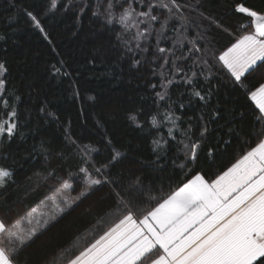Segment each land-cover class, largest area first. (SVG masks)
Masks as SVG:
<instances>
[{
    "label": "snow or ice",
    "instance_id": "obj_1",
    "mask_svg": "<svg viewBox=\"0 0 264 264\" xmlns=\"http://www.w3.org/2000/svg\"><path fill=\"white\" fill-rule=\"evenodd\" d=\"M57 7V0H51L47 11ZM232 11L248 20L235 33L228 30L234 42L217 54L211 30L226 29L205 12L202 0H97L92 16L101 23L102 31L114 36L116 47L121 49L119 58L129 59L136 69L151 64L154 74L157 67L160 69L159 87L163 91L155 92L154 101L158 107L174 84L190 88L194 98L207 104L211 89L200 90L199 77L210 82L213 69L226 71L231 82L244 90L250 107L254 106L255 123L252 131L245 134L251 137L245 140L247 150L223 170L211 175L197 171L164 193L162 187L155 192L151 186L146 188L142 177L126 180L122 174L114 176L112 169L119 162V152L114 151L107 163L97 165L92 152L99 149H89L80 156L78 192L74 182H70L71 173L65 178L58 176L55 169L37 170L34 174L44 183L54 179L56 186L37 206L15 216L10 215L9 205V189L16 184L14 174L0 167V264H27L21 261V254L36 238L81 201L105 189L100 197L104 206L93 230L74 239L53 257L52 264H264V71L260 72L261 82L251 86L246 83L248 76L264 69V9L237 3ZM22 12L51 43L39 14L26 7ZM169 42L171 46H167ZM62 66L63 62L61 67L53 65L52 74L68 75ZM6 71L5 64L0 63V77ZM151 87L156 89L157 84ZM5 93V80L0 79V104L8 109L10 102ZM179 108L183 110L184 104L180 103ZM40 112L58 119L44 107ZM159 115L150 114L149 123L157 130L166 127L169 139L161 135L159 140H153L157 161L162 163L160 155L169 140H176L174 133L180 131L188 142L180 141L183 162L177 166L191 172L209 131L207 125L202 127L199 138L192 140L191 127L181 128V117L172 105H168L161 119ZM218 115L213 112L211 118ZM129 119L138 128L143 127L137 114H131ZM17 132V111L12 106L6 118L0 119V139L10 141ZM228 134L239 133L229 125ZM76 144L65 129L64 146L75 148ZM213 153L209 147L207 155L213 157ZM49 158L46 153L44 159ZM42 207L50 210L42 212Z\"/></svg>",
    "mask_w": 264,
    "mask_h": 264
},
{
    "label": "trees",
    "instance_id": "obj_2",
    "mask_svg": "<svg viewBox=\"0 0 264 264\" xmlns=\"http://www.w3.org/2000/svg\"><path fill=\"white\" fill-rule=\"evenodd\" d=\"M50 3L51 0H0V63L7 69L2 79L6 83L5 98L10 102L8 109L0 104V119L6 118L14 106L18 120L17 134L10 141L0 139V166L11 170L16 181L9 189L11 216L37 206L56 186L54 179L44 183L34 174L37 170L55 169L58 176L65 178L71 173L70 182H74L78 192L80 156L89 149H99L92 152L97 165L107 163L114 151L119 152V162L112 169L114 176L122 174L126 180L142 177L146 188L151 186L155 192L162 187L164 193L169 186L175 188L197 171L211 175L223 170L247 150L245 140L251 137L245 134L252 131L255 123L254 106L250 107L244 90L231 82L226 71L213 69L210 82L199 77V89H211L207 104L194 98L190 88L174 84L168 89V98L160 101L158 107L154 101L155 92L163 91L159 87L160 69L157 67L154 74L151 64L136 69L129 59L119 58L121 49L116 47L114 36L102 31L101 23L92 16L97 0H57V9L49 12ZM202 3L205 12L226 29L211 30L217 54L234 42L228 30L235 33L248 20L232 11L237 3L264 9V0ZM25 7L39 14L51 43L23 15ZM167 46H171L170 42ZM61 62L62 71L68 75H53L52 66L61 67ZM261 71L264 69L248 76L246 83L251 86L261 82ZM153 83L157 84L156 89L151 87ZM180 103L184 104L183 110ZM168 105L181 117L178 124L183 130L191 127L192 140L199 138L205 124L209 129L191 172L177 166L183 162L180 141L188 142L180 131L174 133L176 140H169L160 155L162 163L153 152V140H159L161 135L169 138L166 127H151L149 116L160 113L161 119ZM42 107L54 112L58 119L46 117L40 112ZM213 112L219 113L216 119L211 118ZM131 114L138 115L142 128L129 119ZM229 125L239 134L229 135ZM65 129L76 140L75 148L64 146ZM225 140L230 143L225 144ZM209 147L214 149L213 157L207 155ZM46 153L50 154L47 161ZM106 191L94 193L59 218L21 254V261L52 264L53 257L74 239L91 232L104 206L100 197Z\"/></svg>",
    "mask_w": 264,
    "mask_h": 264
},
{
    "label": "rangeland",
    "instance_id": "obj_3",
    "mask_svg": "<svg viewBox=\"0 0 264 264\" xmlns=\"http://www.w3.org/2000/svg\"><path fill=\"white\" fill-rule=\"evenodd\" d=\"M0 79H2V77H0ZM0 167H1V166H0ZM49 204H50V202H49ZM39 210L42 211L41 208H40ZM44 210H45V212H48L50 209H49V208H45ZM44 210H43V211H44ZM43 211H42V212H43Z\"/></svg>",
    "mask_w": 264,
    "mask_h": 264
}]
</instances>
